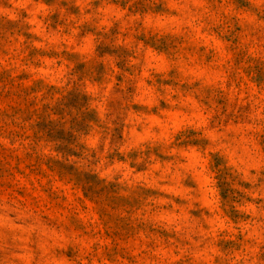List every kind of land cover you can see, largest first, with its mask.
<instances>
[{
	"label": "rangeland",
	"instance_id": "rangeland-1",
	"mask_svg": "<svg viewBox=\"0 0 264 264\" xmlns=\"http://www.w3.org/2000/svg\"><path fill=\"white\" fill-rule=\"evenodd\" d=\"M0 264H264V0H0Z\"/></svg>",
	"mask_w": 264,
	"mask_h": 264
}]
</instances>
